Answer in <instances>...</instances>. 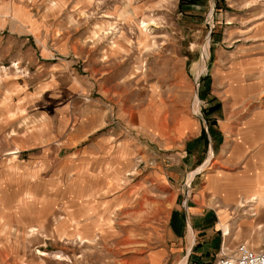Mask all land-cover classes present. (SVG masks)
<instances>
[{"label": "rangeland", "instance_id": "obj_1", "mask_svg": "<svg viewBox=\"0 0 264 264\" xmlns=\"http://www.w3.org/2000/svg\"><path fill=\"white\" fill-rule=\"evenodd\" d=\"M0 7V264H148L178 191L264 179V0ZM226 209L227 239L264 245L237 230L253 210Z\"/></svg>", "mask_w": 264, "mask_h": 264}, {"label": "crops", "instance_id": "obj_2", "mask_svg": "<svg viewBox=\"0 0 264 264\" xmlns=\"http://www.w3.org/2000/svg\"><path fill=\"white\" fill-rule=\"evenodd\" d=\"M14 6L10 5V10L12 11L13 15L23 19L24 14L22 13V16L19 14V11L21 10L22 12V9H19L17 6L15 8ZM4 10L5 9L3 7H0L1 17H4L5 15L3 14ZM8 15L9 14H6L5 16ZM8 111H10V109H7V112ZM14 114L15 111H11L9 116ZM45 117L46 115L43 113L39 117H35L33 121H41ZM25 118L26 119L23 121L28 122L27 117ZM190 120L192 121V119ZM192 123L194 124V121H192ZM200 130L201 127L197 129V132L199 131V133L196 137L200 135ZM11 132H14V134L17 133V128L13 127ZM255 133V131L250 132V146L256 144V141L253 140H256L258 136H264L263 132L256 136V138H252L255 137ZM179 134L183 135L182 133ZM246 142L247 140L245 143ZM237 143V140H235L232 142V145L235 146ZM247 143L246 145L248 146ZM230 145L231 141H228L226 148H230ZM190 162L193 161L190 160ZM189 164L192 163L182 162L178 164V166H171L167 171V176L174 180V182L178 185L179 181H182L185 177L183 173L186 171V168L191 166ZM248 164L249 165L240 170L253 168L251 162ZM261 167V171H263L264 162L262 163ZM188 173H186V175ZM251 173H253L254 176V172ZM243 174L247 173H242L240 171L236 174L238 177L234 176L233 181L228 182L226 185H224L222 182L215 183L214 181L213 183V181L210 179L206 181L207 178L205 177L204 181H201L199 185L193 188V193L191 196H186L185 192L178 191L176 200L169 213L168 223L164 232V241L162 245L156 248L153 254H151L148 264H214L215 260H211L210 257L214 255L215 251L217 252L220 244L223 245V247H226V243L230 246L232 244L236 245L239 242L234 240L235 237H231L230 240L226 237V235H228L230 232L229 223L226 221V218L228 217L226 209L228 202L234 203L236 207L245 209V212L248 210H253L251 211L250 215H255V217L247 219L242 217L241 221L238 222L239 227H237V230L240 231L238 233H240L239 235L241 237H245L246 234H244V231H249L245 229V227H248V224H253V229H250V232L252 233L255 232V229L256 231L263 229L264 179H259L260 176L258 177L257 173L255 176L257 182H253V179L251 178L240 180L239 177ZM192 176L193 174L191 173L189 179H191ZM220 180L221 179L218 181ZM223 190H225L227 193L225 191L223 192ZM206 191H209L207 193L213 192L215 194L214 198L217 199L216 204L214 200L210 203H206ZM180 193L183 195H180ZM260 220L261 224H259ZM224 222L227 224L223 225ZM236 238L239 237L236 235ZM251 245L253 247H259L263 244H261V242H251ZM218 255L220 254L218 253Z\"/></svg>", "mask_w": 264, "mask_h": 264}, {"label": "built area", "instance_id": "obj_3", "mask_svg": "<svg viewBox=\"0 0 264 264\" xmlns=\"http://www.w3.org/2000/svg\"><path fill=\"white\" fill-rule=\"evenodd\" d=\"M214 264H264V245L253 247L242 241L232 249L222 247Z\"/></svg>", "mask_w": 264, "mask_h": 264}, {"label": "bare ground", "instance_id": "obj_4", "mask_svg": "<svg viewBox=\"0 0 264 264\" xmlns=\"http://www.w3.org/2000/svg\"><path fill=\"white\" fill-rule=\"evenodd\" d=\"M140 28H142L145 32H147V30L149 29V25H148V23L146 22V21H142L141 22V27ZM108 34V32L106 33V35ZM13 153V152H12ZM192 174H194V171L193 172H191ZM190 173V174H191ZM190 176V175H189ZM243 204V203H242ZM227 226V225H226ZM80 240H83V241H92L93 239H90V238H86V237H84V236H82L81 235V233L80 234H78V236H77Z\"/></svg>", "mask_w": 264, "mask_h": 264}]
</instances>
